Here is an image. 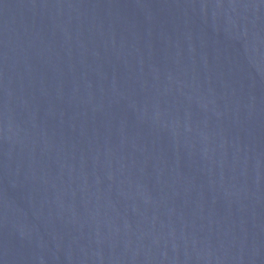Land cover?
I'll return each instance as SVG.
<instances>
[{"label": "water", "instance_id": "1", "mask_svg": "<svg viewBox=\"0 0 264 264\" xmlns=\"http://www.w3.org/2000/svg\"><path fill=\"white\" fill-rule=\"evenodd\" d=\"M0 264H264V0H0Z\"/></svg>", "mask_w": 264, "mask_h": 264}]
</instances>
